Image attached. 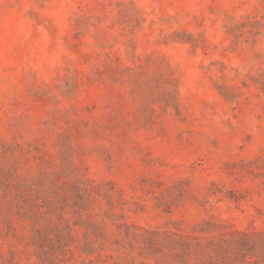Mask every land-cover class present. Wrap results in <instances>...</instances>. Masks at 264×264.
<instances>
[{
    "label": "rangeland",
    "instance_id": "374dc122",
    "mask_svg": "<svg viewBox=\"0 0 264 264\" xmlns=\"http://www.w3.org/2000/svg\"><path fill=\"white\" fill-rule=\"evenodd\" d=\"M0 264H264V0H0Z\"/></svg>",
    "mask_w": 264,
    "mask_h": 264
}]
</instances>
